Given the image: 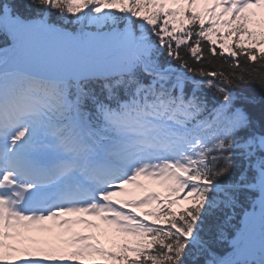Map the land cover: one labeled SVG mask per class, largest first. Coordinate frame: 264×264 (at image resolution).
<instances>
[{
	"label": "snow or ice",
	"instance_id": "snow-or-ice-1",
	"mask_svg": "<svg viewBox=\"0 0 264 264\" xmlns=\"http://www.w3.org/2000/svg\"><path fill=\"white\" fill-rule=\"evenodd\" d=\"M0 37V264H264V0H0Z\"/></svg>",
	"mask_w": 264,
	"mask_h": 264
},
{
	"label": "trees",
	"instance_id": "trees-1",
	"mask_svg": "<svg viewBox=\"0 0 264 264\" xmlns=\"http://www.w3.org/2000/svg\"><path fill=\"white\" fill-rule=\"evenodd\" d=\"M235 39H236V37L231 38L230 45H232V43ZM0 40H1V38H0ZM2 46H4V44L2 43V41H0V47H2ZM225 56H227V55L225 54ZM217 63H219V61H217ZM248 210H250V209H248ZM242 217H243V213H240L238 218L237 217L233 218L234 226H239L240 220L242 219ZM234 234H235L234 228L230 234L226 233V239L222 240L217 246V250H218L219 254H227L229 252L230 245L228 243V240L231 239ZM128 255H129V258H133L131 253H129Z\"/></svg>",
	"mask_w": 264,
	"mask_h": 264
},
{
	"label": "rangeland",
	"instance_id": "rangeland-1",
	"mask_svg": "<svg viewBox=\"0 0 264 264\" xmlns=\"http://www.w3.org/2000/svg\"><path fill=\"white\" fill-rule=\"evenodd\" d=\"M169 7H171V5H169ZM143 181V180H142ZM145 184H150V182H148V181H143ZM152 189H154V190H157L159 193H162L163 192V189L162 188H159V187H155V186H152ZM138 193H140V192H138ZM142 195H144V193L143 192H141V195L140 196H142ZM139 196V197H140ZM107 231L110 233V234H114L115 233V230L113 229V228H109L108 226H107ZM120 237V235L118 234V236L117 235H115V238L117 239V238H119ZM94 259H95V257H93Z\"/></svg>",
	"mask_w": 264,
	"mask_h": 264
}]
</instances>
